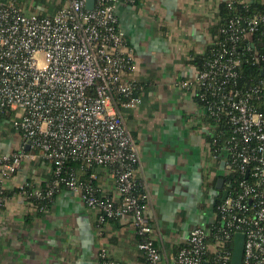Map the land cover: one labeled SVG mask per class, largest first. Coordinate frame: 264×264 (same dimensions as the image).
Listing matches in <instances>:
<instances>
[{"label":"built area","instance_id":"1","mask_svg":"<svg viewBox=\"0 0 264 264\" xmlns=\"http://www.w3.org/2000/svg\"><path fill=\"white\" fill-rule=\"evenodd\" d=\"M49 2L61 5L48 12ZM137 2L95 0L87 8L86 0H39L30 8L19 0H0V112H13L10 127L23 140L10 152L0 151V234L13 177L42 158L52 163L54 178L26 181L17 189L30 210L46 211L36 200H52L68 189L97 212L99 236L105 218L127 217L147 264H232L237 233L244 235L241 264H264V77L245 88L226 87L241 73L243 38L250 42L242 50L264 71V43L259 48V38H253L264 15L232 18L221 30L232 45L220 42L223 49L203 68L186 64L179 80L196 103L193 119L209 136V151L224 162L223 185L213 220L193 226L169 257L156 243L138 142L122 113L141 97L135 94L132 50L117 8ZM70 160L81 163L76 172H69ZM93 168L104 171L114 187L107 189ZM89 169L87 178L79 177ZM97 264L128 263L101 248Z\"/></svg>","mask_w":264,"mask_h":264},{"label":"crops","instance_id":"2","mask_svg":"<svg viewBox=\"0 0 264 264\" xmlns=\"http://www.w3.org/2000/svg\"><path fill=\"white\" fill-rule=\"evenodd\" d=\"M20 1L30 8L38 3ZM221 1L141 0L135 7L117 8L132 50V77L144 88L141 103L122 113L138 142L139 175L150 195L146 211L156 227V243L169 257L186 242L193 226L213 220L222 191L217 186L222 163L209 151L200 121L193 119L192 95L179 87L188 52L201 53L211 42L210 27ZM60 5L49 2L48 12ZM7 123L0 121V151L4 152L23 141ZM100 171L101 182L112 189L113 180H105ZM51 176L50 163L39 158L13 177L0 234V264H97L101 248L122 262L147 264L127 217L105 222L104 234L99 236L97 212L68 189L58 193L46 211L30 210L19 201L20 183L49 181Z\"/></svg>","mask_w":264,"mask_h":264},{"label":"trees","instance_id":"3","mask_svg":"<svg viewBox=\"0 0 264 264\" xmlns=\"http://www.w3.org/2000/svg\"><path fill=\"white\" fill-rule=\"evenodd\" d=\"M39 1V0H38ZM20 2V0H19ZM230 0H223L219 3L217 6L216 11V18L213 24L210 27V36H211V42L207 45V47L201 52H195L194 50H190L187 54V56L184 58V63L191 66L194 65L198 69L203 68L205 64H207L209 61H211L215 54L219 53L223 46L222 44L225 43L228 47L232 45V41L228 38H226L225 33H223L221 30L223 28H228L230 24V20L232 18L238 17V16H244V17H250L254 14H262L264 15V0H233L232 4H229ZM138 4L141 3V0H138ZM262 32H264V25L260 27L259 30L254 32L253 38L257 40L258 38V47L261 48L262 44L264 43V39H262ZM222 42V44H220ZM250 42L249 39L243 38V42H241L240 46V52L239 56L241 57V70L240 75L237 77V79L230 81L226 84L227 88H231L233 86H236L237 88H245L249 85H252L256 82H258L260 79L264 77V71L262 68L259 67V65H255V63L251 59V52L242 50L244 48V45L246 43ZM243 46V47H242ZM144 90L141 83L137 82V89L135 90L136 95L142 94V91ZM200 91H203L201 89ZM118 96V95H117ZM120 100L126 101L127 98L125 96L119 95ZM210 98V96H209ZM211 99V98H210ZM199 104L201 103L198 102ZM202 104V103H201ZM13 112L6 111V112H0V121H6L7 124L10 125L9 120L13 116ZM208 119V118H207ZM206 120V119H205ZM212 122H214L212 119H210ZM219 128V127H218ZM209 138V136H208ZM48 161V160H47ZM50 163V166H52V163ZM69 166V172L71 171H77L78 168H80L81 163L79 161L70 160L68 161ZM94 169V168H93ZM101 175V169L96 168L94 169ZM92 169H89L87 173H82L81 171L78 172L80 178H87L88 173H90ZM53 175L51 176L50 181L53 179ZM55 198V196H54ZM54 198L51 199H37V207H47L49 209L54 202ZM217 201V200H216ZM216 205V203H215ZM40 209H37L35 211H39ZM39 213V212H37ZM105 222L109 220H115L117 218H105ZM144 254V253H143Z\"/></svg>","mask_w":264,"mask_h":264},{"label":"water","instance_id":"4","mask_svg":"<svg viewBox=\"0 0 264 264\" xmlns=\"http://www.w3.org/2000/svg\"><path fill=\"white\" fill-rule=\"evenodd\" d=\"M95 0H86L87 8H93ZM27 148H29L27 146ZM224 166V162H222V167ZM223 185V179L219 178L217 180V186L221 188ZM226 191L223 194V197H226ZM243 248H244V235L242 233L235 234L234 238V246H233V259L232 264H241L242 255H243Z\"/></svg>","mask_w":264,"mask_h":264}]
</instances>
